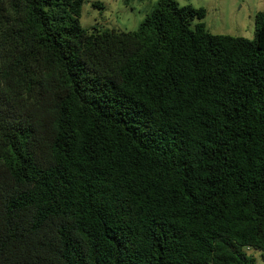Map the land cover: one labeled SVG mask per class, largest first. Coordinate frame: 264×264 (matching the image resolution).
<instances>
[{
	"label": "trees",
	"instance_id": "trees-1",
	"mask_svg": "<svg viewBox=\"0 0 264 264\" xmlns=\"http://www.w3.org/2000/svg\"><path fill=\"white\" fill-rule=\"evenodd\" d=\"M81 4L0 0V264H264V10Z\"/></svg>",
	"mask_w": 264,
	"mask_h": 264
},
{
	"label": "rangeland",
	"instance_id": "rangeland-1",
	"mask_svg": "<svg viewBox=\"0 0 264 264\" xmlns=\"http://www.w3.org/2000/svg\"><path fill=\"white\" fill-rule=\"evenodd\" d=\"M156 0H82L79 23L82 28L91 26L114 30H134L150 11ZM179 4L201 6L202 19L211 33L251 38L253 15L264 10V0H176ZM246 252L261 264L258 251Z\"/></svg>",
	"mask_w": 264,
	"mask_h": 264
}]
</instances>
